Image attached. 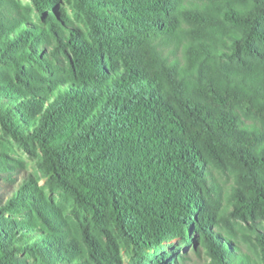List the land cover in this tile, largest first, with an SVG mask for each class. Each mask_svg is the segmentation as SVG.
I'll list each match as a JSON object with an SVG mask.
<instances>
[{"label":"trees","instance_id":"trees-1","mask_svg":"<svg viewBox=\"0 0 264 264\" xmlns=\"http://www.w3.org/2000/svg\"><path fill=\"white\" fill-rule=\"evenodd\" d=\"M27 1L0 0V129L78 219L27 174L0 264H264V0Z\"/></svg>","mask_w":264,"mask_h":264},{"label":"rangeland","instance_id":"rangeland-1","mask_svg":"<svg viewBox=\"0 0 264 264\" xmlns=\"http://www.w3.org/2000/svg\"><path fill=\"white\" fill-rule=\"evenodd\" d=\"M22 4H28L27 0H19ZM30 150H26L12 139L8 138L0 129V156L8 157L14 159L21 163L24 166L25 173L18 174V176L14 177L16 179L15 184H11L7 182L6 178L1 176L0 178V197L5 201L13 191L17 189L19 184L22 181V177H25L27 174L31 175L33 179L36 181L37 186L39 188L44 189L47 197L54 201L57 205L61 206L63 209L64 215L67 217H71L74 221H77L78 216L74 215L72 212V204L66 200L60 192H52L46 188L47 180L41 173L37 165L38 159V151L35 147L30 146ZM78 211V210H77ZM79 217L82 220L83 212L81 210L78 211ZM5 217L18 222L21 220L19 216H9L5 215ZM83 221V220H82ZM103 242H105V238L103 237ZM174 247H167L164 249L161 254L162 255H173L178 257L177 264H211L210 258L207 256L205 250L199 245H190L183 243H176ZM123 263L124 264H134L130 256L126 255L124 252H121ZM26 264H38L32 259H26Z\"/></svg>","mask_w":264,"mask_h":264}]
</instances>
